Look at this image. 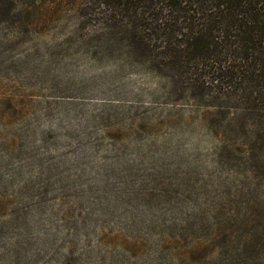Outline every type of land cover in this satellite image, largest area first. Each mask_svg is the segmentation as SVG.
Returning <instances> with one entry per match:
<instances>
[{"label": "rangeland", "instance_id": "rangeland-1", "mask_svg": "<svg viewBox=\"0 0 264 264\" xmlns=\"http://www.w3.org/2000/svg\"><path fill=\"white\" fill-rule=\"evenodd\" d=\"M100 7L10 0L0 11V264H155L159 252L204 264L189 252L197 242L159 233L180 223L171 203L188 209L226 177L220 141L232 156L240 142L210 116L247 106L170 86L171 71L127 47ZM115 192L157 208L134 215Z\"/></svg>", "mask_w": 264, "mask_h": 264}, {"label": "trees", "instance_id": "trees-1", "mask_svg": "<svg viewBox=\"0 0 264 264\" xmlns=\"http://www.w3.org/2000/svg\"><path fill=\"white\" fill-rule=\"evenodd\" d=\"M9 1L0 0V11ZM99 6L113 18L112 26L126 31L127 47L171 71L170 86L182 84L195 96L236 95L247 106L210 116L217 123L227 120L225 134L240 142L232 147L235 157L218 138V126H206L207 135L221 143L216 163L226 177L196 193L188 209L171 203L180 223L159 234L168 230L197 242L189 252L207 253L204 264H264V0H99ZM139 28L156 42L146 41ZM122 194L110 193L120 204L133 202L134 215L157 208L155 198ZM159 253L155 264H169ZM170 258L181 264L176 253Z\"/></svg>", "mask_w": 264, "mask_h": 264}]
</instances>
